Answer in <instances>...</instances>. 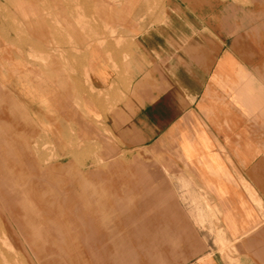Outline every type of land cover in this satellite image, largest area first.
I'll return each instance as SVG.
<instances>
[{"label":"crops","instance_id":"1","mask_svg":"<svg viewBox=\"0 0 264 264\" xmlns=\"http://www.w3.org/2000/svg\"><path fill=\"white\" fill-rule=\"evenodd\" d=\"M129 2L133 7L124 14L121 41L93 51L89 60L63 63L58 81L49 77L43 64L23 57L17 62V78L7 95L17 116L25 118L20 124L34 134L40 123L61 128L72 122L77 133L85 119L96 136L91 144L105 132L111 149L116 151L114 135L130 151L127 173L116 178L107 174L104 179L111 182V204L143 197L152 183L153 212L132 211L124 204L118 212L108 206L107 219L93 221L95 235L102 236L94 239L112 250L121 246L125 264H145L140 251L130 247L145 246L151 238L149 245L161 246L162 231L204 230L187 209L182 210L180 201L177 212L164 216L157 206L156 190L166 181L159 167H171L170 173L178 174L179 165L187 168L180 172L185 181L198 183L205 192V234L186 235L185 254L172 259L163 261L160 249H155L158 264H264V77L258 72L264 70V61L257 60L258 49L250 40L264 36L258 33V22L264 23V0ZM179 70L196 81L191 84L195 89L185 76L179 81ZM86 71L95 79L92 90ZM193 71H203L202 77ZM179 82L186 96L179 95ZM2 95L0 89L1 100ZM137 153L144 157L135 158ZM111 159L107 164L126 165ZM114 181H119L117 187ZM119 230L121 234H115ZM194 246L201 249L192 254Z\"/></svg>","mask_w":264,"mask_h":264},{"label":"rangeland","instance_id":"2","mask_svg":"<svg viewBox=\"0 0 264 264\" xmlns=\"http://www.w3.org/2000/svg\"><path fill=\"white\" fill-rule=\"evenodd\" d=\"M49 2L55 3L53 0ZM60 2L65 20L60 23L54 15L52 22L57 27H67L73 34L69 40L75 41L77 46L71 51L61 46L58 38L46 37L52 32L44 25L43 21H47L44 17L19 16L13 11L0 18V23L21 25L29 36L20 40L14 33L11 37L0 33V89L3 93L2 100L0 99V264H125L121 246H113L112 252L105 242L94 239L102 236L95 235L93 221L96 217V221H105L107 216L104 213H107L108 206H114V211L118 212L121 211L122 204L132 211L140 209L147 214L153 212L155 198L152 183L151 186L144 183L147 185L146 190L142 187L143 183L139 184L142 191L145 190L143 197H128L122 204V199L114 202L115 199L114 204H111V182L104 179L107 174H114L116 178L117 174H122L125 170L127 173L131 168L128 159L132 157L128 155L130 151L124 149L114 135L113 145L116 151L111 149L105 132L98 133L97 144H91V138L96 136L88 128L90 123L83 118L82 121L86 123H82V131L77 133L72 122L63 123L61 128L45 122L35 128L39 132L28 134L24 125L20 124L25 123V118L17 116L16 106H12L7 95L11 93L15 83L13 80L17 78L15 66L20 59L43 64L49 77L58 81L63 63H71L70 55L80 60L87 57L89 60L93 51H105L108 43L111 47V41H121L124 14H127L129 5L131 9L133 7L129 0L125 4L123 0H92L90 5H86V0ZM258 25V33L264 34V23L259 21ZM91 27H97L100 31L90 36L88 34H92ZM75 32L83 37L76 36ZM250 40L258 49L254 53L258 55L257 60L264 61V36ZM26 46H29L28 49ZM19 53L21 56L17 55ZM193 72L195 77L197 74L202 77L203 71ZM258 72L259 77H264V70ZM178 76L180 81L185 76L184 71L179 70ZM185 77L189 87L195 89L196 86L191 84L196 81L193 82L190 75ZM85 79L90 89H94L95 79L88 71L85 72ZM178 88L179 95L186 96V88L180 82ZM57 121L55 119V123ZM113 151L115 153L112 157L126 165L107 164L112 161L110 156ZM145 153L149 156L148 152ZM134 157L144 156L137 153ZM91 161L94 164L89 163ZM178 162L182 163L180 154ZM159 168L163 173V180H166L162 182L160 190H156V203L158 208H162V216L171 210L177 212L180 201L182 210L187 209L189 217L204 230L162 231L161 246L149 245L148 242H152L153 238L147 239L145 246H131V250L137 253L140 251L141 257L146 258L145 264H158L155 249H160L163 261L172 259L175 255L185 254L186 246L183 243L186 235L195 237L202 232L205 234V192L198 183L185 181L180 172H186V166H176L178 174L170 173L171 167ZM118 182L114 181V186L117 187ZM118 188L122 194V187L118 185ZM114 191L117 192L115 188ZM35 197L40 201V211L32 204ZM96 207L100 212L98 216ZM114 216L120 217L121 214L117 216L115 213ZM216 217V213H213L212 221L216 222ZM169 233H172V239ZM115 234L120 235L121 231ZM124 248L126 251L127 247ZM226 248L221 247L223 251ZM200 249L201 247L194 246L191 252L197 253ZM111 253L116 256L111 257Z\"/></svg>","mask_w":264,"mask_h":264},{"label":"bare ground","instance_id":"3","mask_svg":"<svg viewBox=\"0 0 264 264\" xmlns=\"http://www.w3.org/2000/svg\"><path fill=\"white\" fill-rule=\"evenodd\" d=\"M4 1V4H3ZM55 3H50L49 0H0V18H3L4 16H6V14H9V12H16L17 15L19 16H31V17H44L45 19H47V21H43L44 25H47L48 29L52 32V34H47L46 37H55L59 39V44L61 46H63L64 48H67V50H73L76 48L77 43L75 41H70V37L73 35L68 29L67 27H63L61 26H56L55 22H52V17L54 15L57 16V21L62 23L65 19L62 17V13L63 10L61 8L62 4L60 2V0H53ZM102 1V0H101ZM104 1V0H103ZM106 1V0H105ZM92 2V0H86V5H90V3ZM41 3V4H40ZM4 5V6H3ZM116 12V10H115ZM10 17V16H9ZM82 17V16H81ZM116 18V17H115ZM69 20V18H68ZM79 23V22H78ZM59 24V23H58ZM79 25V24H78ZM77 25V26H78ZM81 27V26H80ZM82 30V29H81ZM26 30L23 29V27L21 25H16V24H12V23H0V33H3V36L6 37H11V34L14 33L15 35H17V37L20 38V40L22 38H29V36H27L25 34ZM100 30L95 27H91L90 28V32L92 34H88V35H93L94 33L99 32ZM76 33V32H75ZM105 34V33H104ZM104 34H102L103 36H105ZM76 36L78 37H83V35L81 34H77ZM34 38V37H33ZM36 39V38H34ZM25 41V40H24ZM28 41V40H27ZM31 41V40H30ZM31 43V42H30ZM3 46V45H2ZM68 51V52H70ZM6 57V56H5ZM68 57H66L65 59L67 60ZM77 57L70 55L69 56V60H71V62H76L77 61ZM68 61V60H67ZM83 61V60H81ZM69 62V61H68ZM1 66V65H0ZM89 71V70H88ZM89 73V72H88ZM45 90V89H44ZM69 99V98H68ZM258 99V98H257ZM65 103V102H64ZM62 107V106H61ZM59 109V108H58ZM85 120V119H84ZM84 121H82L83 123ZM81 123V124H82ZM85 124V122H84ZM87 125V124H86ZM87 127V126H86ZM88 128H90L88 126ZM101 138V137H100ZM109 138V137H108ZM108 141V140H107ZM113 145V144H112ZM105 148V147H104ZM103 148V149H104ZM109 150V149H108ZM107 150V151H108ZM104 152H106L104 150ZM109 153V151H108ZM113 153V152H112ZM111 153V154H112ZM107 155V152L105 153ZM108 157V156H107ZM111 157V156H110ZM205 199V198H204ZM32 204L33 206H35V208L40 211V201L36 200V197L34 198V200H32ZM258 226V225H257ZM262 227V226H260ZM259 227V228H260ZM245 228V227H244ZM254 228V227H253ZM262 229V228H260ZM256 230V229H254ZM253 230V231H254ZM247 231V230H246ZM250 231V230H249ZM263 231V229H262ZM248 232V231H247ZM255 232V231H254ZM249 233V232H248ZM247 233V234H248ZM260 233H262L260 231ZM252 234V233H251ZM256 234V233H255ZM254 235V234H253ZM260 235V234H259ZM243 236V234H242ZM246 236V235H245ZM251 236V235H250ZM264 237V236H263ZM254 238V237H253ZM260 238V236H259ZM262 238V237H261ZM238 239V238H236ZM245 240V238H244ZM248 242V238L246 239ZM245 240V241H246ZM257 240V238L255 239ZM238 242V241H236ZM231 243V242H230ZM221 244V243H220ZM237 244V243H236ZM246 244V243H245ZM248 244V243H247ZM227 245V244H226ZM235 246V244H234ZM249 246V245H248ZM248 246H244V247H248ZM251 246V245H250ZM247 254V253H246ZM239 261V260H238ZM241 264V263H239Z\"/></svg>","mask_w":264,"mask_h":264}]
</instances>
